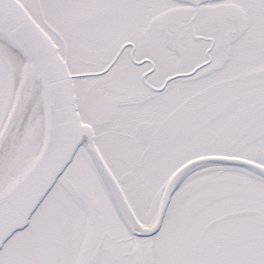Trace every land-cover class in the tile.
<instances>
[{
    "label": "snow or ice",
    "instance_id": "6c2138e0",
    "mask_svg": "<svg viewBox=\"0 0 264 264\" xmlns=\"http://www.w3.org/2000/svg\"><path fill=\"white\" fill-rule=\"evenodd\" d=\"M0 264H264V0H0Z\"/></svg>",
    "mask_w": 264,
    "mask_h": 264
}]
</instances>
